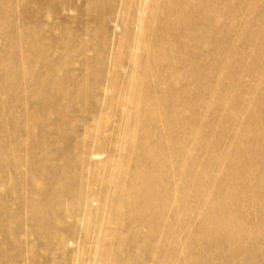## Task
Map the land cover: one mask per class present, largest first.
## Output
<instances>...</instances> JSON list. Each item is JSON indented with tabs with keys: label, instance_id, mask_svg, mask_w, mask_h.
I'll list each match as a JSON object with an SVG mask.
<instances>
[{
	"label": "bare ground",
	"instance_id": "bare-ground-1",
	"mask_svg": "<svg viewBox=\"0 0 264 264\" xmlns=\"http://www.w3.org/2000/svg\"><path fill=\"white\" fill-rule=\"evenodd\" d=\"M0 264H264V0H0Z\"/></svg>",
	"mask_w": 264,
	"mask_h": 264
}]
</instances>
